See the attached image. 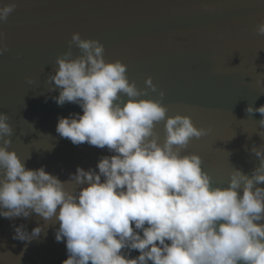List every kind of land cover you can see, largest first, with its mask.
<instances>
[{
  "label": "clouds",
  "instance_id": "9594fccd",
  "mask_svg": "<svg viewBox=\"0 0 264 264\" xmlns=\"http://www.w3.org/2000/svg\"><path fill=\"white\" fill-rule=\"evenodd\" d=\"M16 7H0V22ZM256 32L264 36V20ZM73 45L82 53L75 58ZM68 48L48 76V91H58L51 97L58 106L76 104L83 114L58 117L56 133L75 146L86 143L112 155L99 159L98 171L77 167L63 182L44 166L27 169L8 150L13 128L0 112V217L36 214L58 221L55 239L65 242L68 255L62 264H264V187H257L264 184V145L251 149L260 162L251 176L234 169L227 187H214L201 157L182 155L209 130L198 129L188 116H167L164 93L152 78L137 88L125 64L105 61L98 40L76 32ZM7 51L0 33V55ZM25 82L34 84L30 77ZM150 92L160 99L141 98ZM246 112L261 115L257 134L264 138V105ZM162 121L160 143L154 129ZM12 227V238L25 243L44 231ZM134 251L139 254L132 257Z\"/></svg>",
  "mask_w": 264,
  "mask_h": 264
},
{
  "label": "water",
  "instance_id": "95a60500",
  "mask_svg": "<svg viewBox=\"0 0 264 264\" xmlns=\"http://www.w3.org/2000/svg\"><path fill=\"white\" fill-rule=\"evenodd\" d=\"M13 2L15 11L0 22L8 45L0 55V112L13 128L8 150L27 169L44 166L63 182L77 167L96 169L101 157L112 155L56 133L58 117L83 114L76 104L58 106L51 98L58 91H48L56 59L76 32L102 43L106 62L125 64L137 88L151 77L164 93L167 116H188L195 127L209 130L182 155H199L214 187H227L234 169L251 176L259 167L251 149L264 145L257 134L262 117L246 108L264 105V85L256 83L264 81V36L256 32L264 0H0V7ZM71 51L73 58L82 54L74 45ZM26 77L34 84H26ZM141 98L160 99L158 92ZM154 131L163 143L164 122ZM13 224L44 231L25 243L12 238ZM58 228L54 218L45 222L36 214L0 217V264H62L68 255L65 242L55 239Z\"/></svg>",
  "mask_w": 264,
  "mask_h": 264
},
{
  "label": "trees",
  "instance_id": "16d2710c",
  "mask_svg": "<svg viewBox=\"0 0 264 264\" xmlns=\"http://www.w3.org/2000/svg\"><path fill=\"white\" fill-rule=\"evenodd\" d=\"M138 254H139L138 252H135V251H134V252L131 253V256H132V257H135V256H137Z\"/></svg>",
  "mask_w": 264,
  "mask_h": 264
}]
</instances>
